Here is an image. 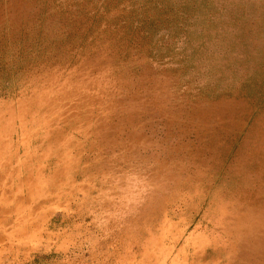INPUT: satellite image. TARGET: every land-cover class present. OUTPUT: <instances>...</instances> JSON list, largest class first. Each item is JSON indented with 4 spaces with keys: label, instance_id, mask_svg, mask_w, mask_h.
<instances>
[{
    "label": "rangeland",
    "instance_id": "1",
    "mask_svg": "<svg viewBox=\"0 0 264 264\" xmlns=\"http://www.w3.org/2000/svg\"><path fill=\"white\" fill-rule=\"evenodd\" d=\"M0 264H264V0H0Z\"/></svg>",
    "mask_w": 264,
    "mask_h": 264
}]
</instances>
